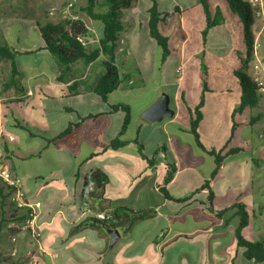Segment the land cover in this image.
<instances>
[{
  "label": "crops",
  "instance_id": "0c3cea01",
  "mask_svg": "<svg viewBox=\"0 0 264 264\" xmlns=\"http://www.w3.org/2000/svg\"><path fill=\"white\" fill-rule=\"evenodd\" d=\"M156 1L159 11L170 15L168 24L174 21L180 31L181 44L176 52L175 66H168L172 52L170 50L161 70L150 75V79L155 83L153 88L147 84L149 78L142 70L140 77L142 87L122 90L120 86L114 91L119 94L125 91V95L136 97H143L145 92L146 94L149 92L147 95L149 97L138 110V119L134 120V124L131 116L125 135L130 143L124 149L112 151L102 158L88 160L91 153L105 148L119 133L124 118L121 111H110L109 105L115 104L109 100L112 93L107 103H103L90 89L102 71L91 72L93 82L88 86L84 81L85 75L80 78L75 76L73 65L71 72L64 74L65 80L59 82L60 73L50 55L41 52L22 54V51L28 48L40 46L38 37H35L36 45L13 49L17 52L15 63L19 58H23L19 61L22 65L16 63L17 91L4 88L11 73L6 67L5 72H1L2 67H0V134L3 136L1 143L2 147H5L4 156L11 173L21 180L26 202L35 207L39 233L38 239H34L29 232L22 230L24 221L12 220V216L16 219L24 218L26 211L24 209L16 211L6 199L3 206H0V260L6 259L3 264H255L245 257L244 249L236 245L234 232L238 217L235 211L228 212L222 218H216L206 209L208 195L206 190L191 196L185 202L177 200L189 196L190 192L175 194L170 191L171 185L183 170H196L206 162V159L202 156L204 154L202 150L199 153L194 152L186 146L188 143L178 145L180 150L176 152L174 133L180 130H174L171 135L168 127L174 126L184 114L177 106L181 95L184 97L187 91L185 66L192 60L199 62L200 65L202 64L200 61L210 60L215 70L209 74V77L223 81L225 86L221 85V88L215 89L212 84L205 83L206 91H204L202 71L191 73L195 75H190L188 85L194 91L199 89L202 93L206 92V95L216 96L214 99L210 97L211 102L224 107L223 112L231 122L225 145L218 150L214 148L209 150L215 153L222 150L220 155H225L230 149H238L237 152L225 156L218 173L209 182L213 194L212 206L215 212L222 211L234 203L246 206L249 221L242 230V236L250 242L264 241V97L258 96L254 107L235 113L241 94L235 76V71L241 69L240 56L237 53L243 52V46L234 43V33L229 35L224 25H221L212 29L206 42L202 44L199 37H190L188 34L192 30L199 34L203 27L201 8L197 0ZM4 3H7V0H0V6ZM151 4V0H136L128 11L132 9L138 12L139 9L144 11L147 22V11ZM134 16L128 22L131 24V30L137 28L138 31L141 26ZM7 17L8 13H1L0 9V45L13 47L15 43L30 40L32 32L35 33L36 24L40 23V17H33L34 19L27 20L28 23L18 19L11 23ZM261 25L260 20L254 21L253 34L261 31ZM85 26L90 32L93 31L92 26L86 24ZM99 28L102 31L101 24ZM18 33H21L20 37ZM231 40L233 43H228ZM222 47L226 49L223 50ZM123 49L119 44L116 61L119 52ZM205 51L209 55H205ZM125 52L134 62L131 47L126 45ZM258 57L264 63V43L258 50ZM149 58L150 52L147 50L143 61L146 62ZM3 62L0 61V66H4ZM93 65L85 67L86 72H89ZM75 66H78L77 63ZM177 68H180V73ZM205 70L208 71V68ZM208 73L203 77L207 79ZM73 80L81 81L79 87L85 84L87 89L83 92L78 87V95L65 96L64 87ZM168 88H172L171 92H167ZM38 89L51 93L54 98H48L44 93L36 96ZM163 92L170 97V107L175 114L171 119H163L162 127L159 125L156 127L159 128L163 138L152 151L153 155L154 151L158 150V155L156 164L150 167L139 156L137 146L132 140L138 131L137 139L143 145L144 154L145 146L140 139V133L148 123L141 118V113ZM92 93L94 97H90L88 103L99 105L95 111L80 110L79 106H71L68 103ZM34 98L36 101L30 108L28 103ZM48 101L51 103H47ZM200 112L202 119L197 129L198 134H201L202 130L204 107ZM88 116L94 117L86 118ZM79 117L86 119L72 128L70 134L54 143L49 144L45 141L46 138L62 132L69 123L79 122ZM211 118L212 122L207 125L213 128L211 123H214V117ZM24 125L28 128L32 127L30 129L34 136L22 128ZM34 140L40 141L36 148L31 147ZM161 145L167 147L166 159L161 153ZM44 155H48L51 161L47 168H41L40 163H37L38 168L32 171L26 167V162L40 160ZM144 155L148 159L152 157V155ZM209 158L214 169V156L209 155ZM167 162H173L176 167L173 179L166 187L173 200L165 199L159 191L166 174ZM120 166L122 169H118ZM93 168H99L109 178V184L103 192H96L91 198L90 202L94 210L106 211L117 206H125L132 210L154 209L152 218L139 221L128 230L116 229L119 238L112 248L109 247L110 237L107 230L84 228L74 232L75 226L83 218L80 211V191L84 175ZM227 168L238 171L237 175L243 178L244 182L231 184L233 172L225 173ZM244 169L248 171L245 172ZM208 179L209 177L205 178ZM255 206L258 208L257 214ZM12 228H16L18 232L8 231ZM13 238L15 242L12 241Z\"/></svg>",
  "mask_w": 264,
  "mask_h": 264
},
{
  "label": "trees",
  "instance_id": "16d2710c",
  "mask_svg": "<svg viewBox=\"0 0 264 264\" xmlns=\"http://www.w3.org/2000/svg\"><path fill=\"white\" fill-rule=\"evenodd\" d=\"M201 8L202 20L201 23L204 25L199 34L196 31H189L193 36L199 37L202 44L206 42L209 32L224 23L231 22L236 28L234 32V43H239L243 46V52L237 53L240 56L241 69L235 71V76L239 82L240 88V102L239 106L235 109L236 112H241L245 108H252L257 104L258 100V89L255 87L250 75L244 70L247 64L252 60V45H253V31L252 26L254 24L255 18L253 11L250 6L242 0H197ZM136 0H85V6L81 9L82 12L86 14L93 21H97L102 25L101 36L97 41V46L93 49H88L85 47L82 39L87 38L90 35V31L85 26V24L78 19L75 20H63L57 23H38L35 27L36 36L39 39L40 46L33 48H28L22 51V54H32V53H46L52 57L54 64L58 72L60 73L58 77L59 82L65 80L64 74L70 73L71 68L78 62H81L83 67L95 64L98 62L102 68V73L96 79V81L90 86L91 91L97 95L103 103H107L108 97L111 93L120 88V86L125 83L131 82L130 75L121 76L119 72V67L116 64V51L119 44L126 43L133 52L134 62L136 63L135 72L140 75L141 71L144 70L145 76L149 78L146 82L153 88L154 80L150 79L156 71H160L162 65L166 62L171 46L169 43V37L167 33L162 30V25L166 26L168 24V19L170 15L168 13L162 14L157 6L156 0H151V7L148 9V19L146 22V29H141L139 27L137 33L130 37L124 38L122 35L126 33L131 24L124 19L128 10L131 9ZM226 4L227 17H223V6ZM175 10H178L175 8ZM193 28L192 25H190ZM150 52L149 60H144V54L146 51ZM17 52L14 51L10 46L4 44L0 45V61H8L10 63V78L4 85L5 89L18 90V85L16 84L15 76L17 75L15 57ZM102 57V59H100ZM154 59L155 68H154ZM206 69V68H205ZM203 68V71L206 72ZM204 73V72H203ZM205 74V73H204ZM203 74V75H204ZM81 81L73 80L67 87H64L65 96H75L78 95V87ZM203 90L206 91V85L203 83ZM67 91V92H65ZM48 98H54L51 93H46L42 91ZM181 100L183 96L181 95ZM203 97H201L198 105L194 108L193 112L189 111L190 115V128L189 132L194 137V143L197 148L201 149L209 155L214 156L215 167L209 175V179L205 180L204 183L197 189L194 190L189 196L177 200L180 202H185L191 198V196L200 193L204 190L208 192L206 199V209L214 214L216 218H222L230 211H235L238 217V224L235 228V240L238 248L244 249V255L248 260H252L255 264H264V241L250 242L247 241L242 236V230L247 226L249 221V215L247 212V207L240 203H234L230 207L215 212L212 206L213 194L209 187V182L212 180L221 166V163L225 156L231 155L238 151V149H230L225 155H220L221 151L215 153V151L206 150L199 140V134L197 129L199 128L200 121L202 119V114L200 108L203 106ZM111 112L121 111L124 115L123 123L119 133L109 141L108 145L103 149H97L90 154L88 160L94 158H102L112 151L121 150L127 147L130 143L129 140L125 138L126 132L128 130L130 120H131V110L128 104H112L109 105ZM94 116H88L86 118H93ZM86 118H80L77 123H69L67 127L54 137L46 138L47 143H54L56 140L63 138L64 136L70 134L72 128L77 127L80 122L84 121ZM31 136V129L27 125L22 126ZM138 131L135 134L132 142L137 146V152L139 156L146 162V164L152 167L156 164V156L158 155V150H155L152 157L148 159L145 157L143 152V145L138 141ZM3 153H5V147H2ZM161 153L164 155L165 159L168 158V150L165 145L160 147ZM166 174L163 178L162 184L159 187L160 193L167 200H173V198L167 192V185L172 181L173 176L176 172V167L173 162H167ZM87 173H90L91 179L94 183V190L90 194V199L95 195L96 192H103L104 188L109 184L108 176L99 168H93ZM85 178V175H84ZM15 191L13 187H6L5 185H0V206H3L6 199H10L11 194ZM24 197L25 194H24ZM176 201V200H175ZM15 210L24 209L25 217L17 218L12 216L13 221H24L27 218L26 208H17L13 203L9 202ZM204 204V203H203ZM105 211V210H101ZM112 220L104 221L98 220L90 215H83L81 221L75 226L74 232L84 228H94L100 230H111L124 228L128 230L134 224L139 221L152 218L154 216V209L143 208L138 210H132L125 206H117L111 210H106ZM16 212L14 211L13 214ZM8 231L12 233L18 232L16 228L9 229ZM8 260V259H7ZM5 260H2L0 264H3Z\"/></svg>",
  "mask_w": 264,
  "mask_h": 264
},
{
  "label": "rangeland",
  "instance_id": "374dc122",
  "mask_svg": "<svg viewBox=\"0 0 264 264\" xmlns=\"http://www.w3.org/2000/svg\"><path fill=\"white\" fill-rule=\"evenodd\" d=\"M245 2V1H244ZM5 4H8V6H6ZM69 4H71V6L69 7ZM28 5H30V7H27ZM85 6V0H7V3H4L3 6H0L1 9V13L2 12H7L8 13V19L11 20V23L15 20L18 19V21H25V23H28L27 20H31L34 19L33 17H40V23H45V22H50V23H57L59 21H63V20H81L84 24H86L87 26H92V32H90V35L87 38L82 39L85 47H87L88 49H92L93 47H95L97 45V39L100 36V28H99V23L98 22H94L92 21L89 17L86 16V14L84 12L81 11V9ZM226 4L225 6H223V17L226 18L227 17V10H226ZM30 8V10H29ZM137 8V7H134ZM32 9V10H31ZM139 9V8H137ZM138 10H130L127 12V14L125 15L124 19L129 21V19L131 17H135V20L137 21L138 25L141 26V29H146L145 24H146V15L144 13V11L139 9ZM141 13V14H140ZM18 15V16H16ZM36 20L38 18H35ZM20 26V25H19ZM204 26V25H203ZM162 30H165L168 33V37H169V43L171 46V54H170V61L168 66L169 67H174L175 63H176V52L179 49V46L181 44V33L178 30V28L176 27L174 21H171L167 26H161ZM224 27L225 30L228 31V33H230L229 35H233L234 32H236V28L234 27V25L229 22V23H224ZM189 30V28L187 29ZM254 30V29H253ZM212 31V30H211ZM210 31V32H211ZM137 32V28H132L124 33L122 35V37L124 38H130L132 36H134ZM19 34V33H18ZM254 35V34H253ZM21 36V33L19 34V37ZM32 37H30V40H27L23 43L19 42V43H15V45L10 46L12 49L18 50L19 48L25 47V46H31V45H36L37 43H35V37L36 33L32 32V35H30ZM190 37H193V34L190 32L189 34ZM228 43H233V41H229ZM121 46L124 48L123 50H121L117 56V65L119 67V72L121 74V76L124 75H130L131 78V83L129 82L128 84L123 83L121 85V89L125 90L131 87H142L143 84H141V78L140 75H138L135 72V62H133L132 58L130 56H128L125 52L126 50V44L125 43H121ZM223 50H225V47H222ZM205 55H209V53H207L205 51ZM29 58V57H28ZM21 59L23 58H19L16 63L17 64H21ZM27 59V58H25ZM35 61V60H34ZM49 63V60H47ZM202 62V64L200 65L199 62H196L195 60H192L190 63H188L185 68H184V75L186 77V81L185 82L187 84V91H186V95H184L183 100L184 102H182V100L179 99L178 101V110L182 111L183 116H180V118L177 120V122L174 124V126H169L168 127V132L173 135V131L176 129H179L180 131L177 133H174V137H175V151L178 152L179 147L178 145H182V144H187L186 146H189L192 151L194 152H200L201 149H197L194 143V137L193 135L190 134L189 132V128H190V115H189V111L194 110V108L198 105L201 97H203V106L204 107V119L202 121V130H201V134H199V140L202 143V145L204 146V148L206 150H209V148H214L215 150L221 149L227 139H228V135H229V126L231 124V122L229 120H227L225 114L223 111L224 107H221L217 104H214L213 102H211L210 97H213V99L216 97L214 95H206V92H201V90L198 89V91H194V89H191L188 85V83L190 82V75H195V74H191V73H196V71H202L205 74L208 73V78H204L202 75V82L203 83H207V84H212L213 88H221L220 86L223 85L225 86V83L221 80H218L216 78H212L209 77V74H211L214 70H215V66L213 63H211L210 60H202L200 61ZM4 66L1 65L0 67H2L1 72H5V67L6 70H10V63L8 61H4ZM43 64H45V62L43 61ZM22 65V64H21ZM39 65L42 67V64L39 63ZM78 66L74 65V72H75V76L77 78H80V76L85 75L84 81L86 83V85H90L93 82V75L91 74V72L96 73L97 71H102V68H100V65L98 64V62H96L93 65V68L89 71L86 72V68L83 67V65L81 64V62L77 63ZM54 67V66H53ZM203 68H208V71H203ZM242 68V66H241ZM249 75L250 77H252L254 75V64H253V59L247 64V66L244 69ZM206 76V75H205ZM217 82H219V86L216 87ZM184 87V88H186ZM87 89V86L81 85L79 87L80 91H85ZM148 89V88H147ZM149 90V89H148ZM147 90V91H148ZM172 88H168L167 92H171ZM42 89H38L36 92V96L40 93H42ZM125 91H122V94L119 93H112L109 97L110 102L118 104V103H122V104H128L130 106V110H131V114L133 117V124H134V120L136 121L138 119V110L139 108H141V106L143 105V103L145 102L146 98H148L149 96H147L149 94H146L143 97H136L135 95H125L124 94ZM201 92V93H200ZM91 94V93H90ZM219 95V92H218ZM35 96V97H36ZM207 96V97H206ZM90 97H94L93 93L92 95H87L83 96V97H79V99H74L71 101H68V103L71 106H79L80 110H84L85 109H89L91 111H95L96 109H98L99 105L98 104H90L88 103V99ZM157 98V97H156ZM155 98V99H156ZM36 99H32L29 101V107L32 108V105L35 103ZM38 102H36L37 104ZM46 103V102H45ZM47 103H51V102H47ZM52 104H55V102H52ZM90 104V105H89ZM201 107V108H202ZM200 108V109H201ZM214 117V123H211V125H213V128L209 127L207 124L209 122H212V118ZM163 124V122L161 123H148L147 126H145V128L142 129V132L140 133V139L143 140L144 142V146H145V151L144 154H146L147 156H151L152 155V151L155 149L156 144L161 140V138H163V136L160 133V130H158L159 128L158 125L160 127H162L161 125ZM32 128V127H30ZM36 128V127H35ZM167 132V131H166ZM186 140H183L185 139ZM2 139L3 136H1L0 134V149L2 152V157L0 159V165L3 164H7L8 162L6 161V158L4 156L3 150H2ZM193 143H191V142ZM39 140H34L31 143V147H38L39 144ZM194 149V150H193ZM203 157H205L206 162L202 163V165L200 167H198V169L196 170H192L189 171V169H185L183 170L180 175L178 176L177 180L174 182L173 185H171L170 187V191L172 193L177 194L178 192H182L181 194H183V192H194L195 189L199 188L203 183L205 178H208L210 175V172L212 169V163L211 160L209 158V154H207L206 152H204V154H202ZM50 159L48 158V155H44L41 157L40 160H36V161H31V162H26V167L29 170H35L38 168V164L40 163V167L41 168H47L50 165ZM122 169V167H118V169ZM214 168V167H213ZM245 172H247V169ZM225 173L227 174H231L233 172L232 178H231V184H235L238 182H244L243 178H240L237 175L238 171H232L230 168H227L225 171ZM34 174V173H33ZM161 179V178H160ZM159 179V180H160ZM162 181V180H161ZM9 202L10 199H9ZM12 203V202H11ZM255 213H258V208L257 206H255ZM1 256V255H0ZM2 260H0L1 263Z\"/></svg>",
  "mask_w": 264,
  "mask_h": 264
},
{
  "label": "built area",
  "instance_id": "2783aa9c",
  "mask_svg": "<svg viewBox=\"0 0 264 264\" xmlns=\"http://www.w3.org/2000/svg\"><path fill=\"white\" fill-rule=\"evenodd\" d=\"M253 11L255 21H261V31L254 34L253 45H252V59L254 64V75L251 77L255 87L258 89L259 96L264 97V63L258 57V50L262 43H264V0H245ZM71 4H69V7ZM180 73V68H177ZM2 152L0 149V159ZM0 185L6 187H13L15 191L10 196V201L17 208H26L27 218L24 220L22 230L30 233L34 239H38V227L36 222V210L35 207L29 205L25 198L22 190L21 180L13 175L7 164L0 165ZM94 190V183L91 179L90 173L85 174L83 185L80 191V211L83 215H90L98 220L111 221V216L105 211H96L91 206L90 194ZM12 241L15 242L13 238Z\"/></svg>",
  "mask_w": 264,
  "mask_h": 264
},
{
  "label": "water",
  "instance_id": "95a60500",
  "mask_svg": "<svg viewBox=\"0 0 264 264\" xmlns=\"http://www.w3.org/2000/svg\"><path fill=\"white\" fill-rule=\"evenodd\" d=\"M175 111L170 107V97L166 93H161L155 101L141 113V118L147 123H158L165 118H173ZM110 241L109 247L112 248L119 238L116 229L107 230Z\"/></svg>",
  "mask_w": 264,
  "mask_h": 264
}]
</instances>
